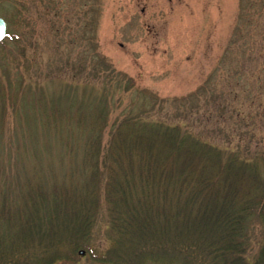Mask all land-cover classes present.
<instances>
[{"label":"rangeland","instance_id":"1","mask_svg":"<svg viewBox=\"0 0 264 264\" xmlns=\"http://www.w3.org/2000/svg\"><path fill=\"white\" fill-rule=\"evenodd\" d=\"M0 16V257L10 262L120 264L114 250H148L127 234L119 244L112 222L108 190L131 169L114 153L120 128L181 124L233 144L234 130L250 129L246 152L264 141V0H0ZM238 100L253 111L248 126L232 112ZM248 223L251 261L264 224Z\"/></svg>","mask_w":264,"mask_h":264},{"label":"trees","instance_id":"2","mask_svg":"<svg viewBox=\"0 0 264 264\" xmlns=\"http://www.w3.org/2000/svg\"><path fill=\"white\" fill-rule=\"evenodd\" d=\"M235 106L232 112L248 126L253 111H245L239 100ZM257 108L263 120L264 102ZM134 125L129 131L120 128L123 135L114 140V153L125 156L131 169L110 185L107 196L119 244L127 234L131 244L148 250L138 252L137 245L138 253L114 250L118 263L264 264V245L253 260L248 258V222L258 218L264 224V141L249 152L241 144L244 134L256 131L234 130L241 141L233 144L208 141L188 125ZM40 236L44 244L46 235ZM54 256L25 264H56L59 256ZM0 259L19 264L17 257Z\"/></svg>","mask_w":264,"mask_h":264},{"label":"water","instance_id":"3","mask_svg":"<svg viewBox=\"0 0 264 264\" xmlns=\"http://www.w3.org/2000/svg\"><path fill=\"white\" fill-rule=\"evenodd\" d=\"M8 35V23L3 18L0 17V42H2Z\"/></svg>","mask_w":264,"mask_h":264}]
</instances>
